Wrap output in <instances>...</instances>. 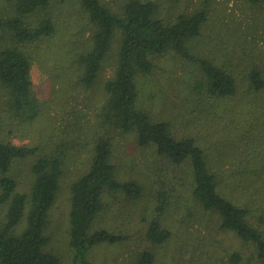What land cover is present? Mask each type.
Wrapping results in <instances>:
<instances>
[{
  "label": "trees",
  "instance_id": "1",
  "mask_svg": "<svg viewBox=\"0 0 264 264\" xmlns=\"http://www.w3.org/2000/svg\"><path fill=\"white\" fill-rule=\"evenodd\" d=\"M65 1L17 0L15 17L6 22L0 36L6 38L0 43V210H4L0 219V264H66L50 249L47 230L66 166L84 152L89 154L88 167L69 186L71 264H91L88 252L94 246L126 239L103 228L92 230L107 208L108 196L122 195L128 200L143 197L141 183L121 181L118 176L114 162L117 134L133 135L139 148L152 149L173 169L190 171L193 200L217 217L221 231L232 234L249 249L247 254L235 250L228 264H264V219L244 203L247 197L241 195L249 192L251 201L257 197L254 187L260 174L249 171L241 161L238 168H225L227 156L219 152L220 159L215 160L211 152L215 144L210 135L217 122L234 112L233 98L239 96V87L230 70L194 53V41L207 21L204 9L180 14L171 21L159 15V7L152 0H128L118 7L119 11L111 10L105 0H68L76 4L80 20L67 41L65 66L52 75L56 86L52 94L57 96L52 101L58 99L64 108L69 107L68 102H76L82 94L86 100L101 84L103 95L96 106L95 121L91 125L89 120L84 122L86 107L92 108L87 102L82 108L69 107L71 117L63 120L55 142L30 146L6 140L14 126H29L41 113V102L32 88V66L39 58V48L51 46L60 32L51 12L54 4ZM245 1L264 11V0ZM115 45L113 74L102 81ZM168 54L192 67L185 99L191 110L184 118L190 125L184 124L181 129L175 127L174 119L154 118L140 105V81L153 75L158 61ZM247 82L252 94L264 90V75L255 67L248 73ZM202 125L209 132L208 139ZM236 137L242 144L243 134ZM29 158H33L32 182L28 191H19L14 167ZM244 181L254 185L253 191L246 189ZM170 197L165 190L157 194L145 234L152 245H162L171 237L170 229L161 222ZM154 263L150 250L140 252L134 262Z\"/></svg>",
  "mask_w": 264,
  "mask_h": 264
},
{
  "label": "rangeland",
  "instance_id": "2",
  "mask_svg": "<svg viewBox=\"0 0 264 264\" xmlns=\"http://www.w3.org/2000/svg\"><path fill=\"white\" fill-rule=\"evenodd\" d=\"M16 1L0 0V36L6 22L15 17ZM105 1L111 10L119 11L118 7L128 0ZM152 1L158 5L159 15L171 21L180 14H191L198 9L207 11V21L202 27L201 36L194 41V53L230 70L236 76L239 87V96L233 98L234 112L225 121L217 122L210 135L215 144L211 152H214L215 160L220 159L219 152L227 156L224 157L227 162L225 168H238L237 162L241 161L249 171L260 174L254 187L258 190L256 198L251 201L247 196L249 192L245 196L241 191L239 193L243 199L247 197L244 203L264 219V90L252 94L247 82L248 73L253 67L264 75V11L245 0ZM53 6L51 13L59 23L58 30L61 33L56 34L51 46L46 44L39 48V58L34 59L31 71L32 88L41 102V113L29 126L13 127L6 140L15 144L45 146L50 141L55 142L56 135L60 134V126L64 124L63 120L71 117L70 106L82 108L88 102L92 108L86 107L84 122L89 120L88 125H91L95 121L96 106L102 99V85L99 84L92 94H88L87 99L92 102L87 99L83 101L85 94L76 102H68L69 107L66 108L58 99L52 101L57 97L55 93L52 94L56 87L52 75L61 66H65L67 41L77 31L76 21L79 23L80 20L75 3L67 0L64 4L56 3ZM3 39L0 37V43L6 42ZM116 47L102 81L113 74ZM187 63L168 54L158 61L153 75L143 77L140 81V105L154 118L174 119L178 129L184 124L190 125L186 119L191 108L185 99L188 96L186 84L192 78V67ZM205 130L206 127L202 132L208 139L209 132ZM239 133L243 134L242 144L237 143L236 135ZM114 139V162L118 176L121 181L136 180L141 183L143 197L139 200H128L122 195L106 198L107 208L92 230L103 228L123 234L126 239L115 244L94 246L88 252L91 264H134L143 250L153 253L154 264H228L229 256L235 250L244 254L249 252L232 234L219 229L215 215L203 211L193 200V179L188 169L171 168L152 149L139 148L133 135L117 134ZM88 155L84 152L78 160H72L66 166L56 204L50 213L47 230L50 249L66 264H71L73 258L68 242L69 186L88 167ZM32 161L33 158H29L15 164L14 173L18 177L19 191L29 189ZM243 184L246 189L250 187L253 191L254 185L251 186L249 181ZM164 190L170 192L171 197L161 222L170 229L171 237L162 245H152L147 242L145 234L154 215L157 194ZM2 214L3 209L0 210V219Z\"/></svg>",
  "mask_w": 264,
  "mask_h": 264
}]
</instances>
